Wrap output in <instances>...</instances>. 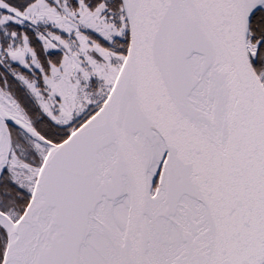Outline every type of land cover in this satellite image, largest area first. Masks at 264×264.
I'll list each match as a JSON object with an SVG mask.
<instances>
[{
	"label": "snow or ice",
	"instance_id": "6c2138e0",
	"mask_svg": "<svg viewBox=\"0 0 264 264\" xmlns=\"http://www.w3.org/2000/svg\"><path fill=\"white\" fill-rule=\"evenodd\" d=\"M0 264H264V0H0Z\"/></svg>",
	"mask_w": 264,
	"mask_h": 264
}]
</instances>
